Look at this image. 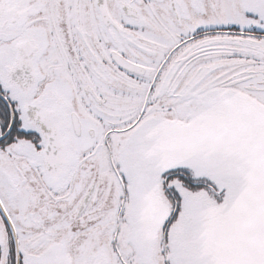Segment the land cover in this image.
I'll list each match as a JSON object with an SVG mask.
<instances>
[{
  "label": "snow or ice",
  "instance_id": "obj_1",
  "mask_svg": "<svg viewBox=\"0 0 264 264\" xmlns=\"http://www.w3.org/2000/svg\"><path fill=\"white\" fill-rule=\"evenodd\" d=\"M0 264H264V0H0Z\"/></svg>",
  "mask_w": 264,
  "mask_h": 264
}]
</instances>
